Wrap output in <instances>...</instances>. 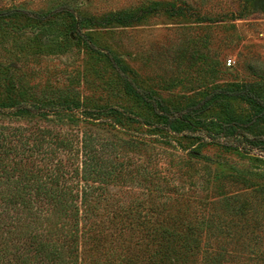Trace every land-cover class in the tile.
Segmentation results:
<instances>
[{"label": "rangeland", "instance_id": "374dc122", "mask_svg": "<svg viewBox=\"0 0 264 264\" xmlns=\"http://www.w3.org/2000/svg\"><path fill=\"white\" fill-rule=\"evenodd\" d=\"M243 1L0 0V106L23 101L41 105L81 103L74 111L52 112L45 118L0 116V125L6 126L7 132L15 127L23 136L41 128L76 142L85 132L101 143L113 142L117 147L114 154H102L105 159L124 162L129 169L116 171L118 183L107 188L110 193L105 191L101 211L107 205L105 196L117 205L142 202L147 206L151 202L149 193H157V184L188 187L194 183L195 188L202 184L212 202L206 212L210 220H206L202 234L212 249L228 253L226 264H264V155L258 150L243 153L210 144L201 148V157L193 158L188 153L194 142L168 143L166 137H159L139 152L128 150L124 142L145 132L144 127L125 123L122 130L106 123L98 125L83 117L81 111L118 106L141 116L150 114L125 93L104 58L89 53L71 34L66 35L72 19L50 17L42 24L30 16L3 14L20 9L46 15L67 4L82 16L103 19L114 13L147 9L143 19L129 26L87 27L85 32L98 46L122 59L140 88L171 106L182 107L202 100L217 87L264 83V8L244 12L248 15L245 18H233L232 14L245 7ZM229 59L233 60L231 66ZM230 101L240 114L254 111L246 102ZM208 116L225 118V111L215 106ZM73 155L60 150L54 163L61 159L69 164L75 160ZM150 172H157L161 179L152 186L154 191L150 188ZM122 178L128 183L124 184ZM222 191L238 196L229 209L220 202ZM156 201L158 205L166 202L164 198ZM209 223L212 227L206 228Z\"/></svg>", "mask_w": 264, "mask_h": 264}, {"label": "trees", "instance_id": "16d2710c", "mask_svg": "<svg viewBox=\"0 0 264 264\" xmlns=\"http://www.w3.org/2000/svg\"><path fill=\"white\" fill-rule=\"evenodd\" d=\"M243 4L245 7L232 14L233 18H245L264 8V0H244ZM147 12L123 11L95 19L82 16L65 4L46 15L20 9L3 14L30 16L42 24L50 17L72 19L66 26V35L71 34L89 53L104 58L115 70L125 93L138 100L152 116H141L118 106L81 111L83 117L98 125L106 123L122 130L125 123L144 127L145 132L124 142L128 150L139 152L159 137H166L168 143L194 142L188 153L193 158L201 157V148L210 144L243 153L258 150V154L264 155V83L225 85L200 101L171 106L153 92L140 88L122 59L98 46L85 32L87 27L129 26L143 19ZM230 100L246 102L254 111L240 114ZM80 104L63 101L41 105L23 101L0 106V116L45 118L52 112L74 111ZM215 106L224 109L225 118L208 116ZM17 130L14 127L7 132V127L0 125V264H226L228 253L213 250L202 234L210 220L206 212L212 204L202 184L197 187L202 192L199 191L200 196L194 183L188 187L157 184V193H149L151 202L147 206L142 202L117 205L105 196L107 205L103 212L99 205L105 200V191L110 193L107 188L117 185L116 171L129 169L124 162L116 163L102 154H114L117 147L113 142L101 143L86 132L76 142L41 128L29 130L26 136ZM60 150L74 152L75 160L67 164L59 159L54 163ZM156 173L148 174L152 191L155 181L161 180ZM158 198L166 202L158 205ZM237 198L222 191L219 199L229 209L230 202ZM208 226L212 227V223Z\"/></svg>", "mask_w": 264, "mask_h": 264}, {"label": "built area", "instance_id": "2783aa9c", "mask_svg": "<svg viewBox=\"0 0 264 264\" xmlns=\"http://www.w3.org/2000/svg\"><path fill=\"white\" fill-rule=\"evenodd\" d=\"M227 62H228V65H230V66L233 64V60L232 59H229Z\"/></svg>", "mask_w": 264, "mask_h": 264}]
</instances>
